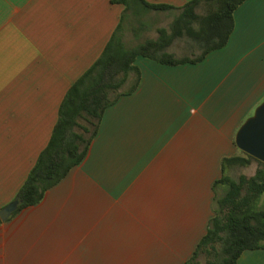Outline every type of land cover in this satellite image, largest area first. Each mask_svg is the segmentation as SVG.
Here are the masks:
<instances>
[{"label":"crops","instance_id":"1","mask_svg":"<svg viewBox=\"0 0 264 264\" xmlns=\"http://www.w3.org/2000/svg\"><path fill=\"white\" fill-rule=\"evenodd\" d=\"M0 0V210L49 142L70 86L112 35L127 46L170 32L192 0ZM201 12V11H199ZM227 44L197 63L137 57L80 164L0 224V264H185L214 217L221 161L264 101V0L233 14ZM167 52L194 57L189 37ZM253 175V174H252ZM237 264H264V249Z\"/></svg>","mask_w":264,"mask_h":264},{"label":"trees","instance_id":"2","mask_svg":"<svg viewBox=\"0 0 264 264\" xmlns=\"http://www.w3.org/2000/svg\"><path fill=\"white\" fill-rule=\"evenodd\" d=\"M149 10H167L166 5H149ZM246 0H192L187 3L171 27L158 29V37L136 46H127L116 31L100 57L67 90L57 113L49 142L40 152L15 199L19 211L39 203L45 192L58 184L80 164L97 132L107 107L122 95L134 91L137 79L124 89L130 73L138 71L137 57L174 66L197 63L209 52L224 47L234 29V11ZM126 7L131 0H111ZM201 11V12H199ZM187 36L200 48L194 57H175L167 52L175 39ZM256 164L253 175L234 172ZM222 175L213 185L214 217L185 264H237L246 250L264 249V163L237 149L221 161ZM2 221L0 220V224Z\"/></svg>","mask_w":264,"mask_h":264},{"label":"water","instance_id":"3","mask_svg":"<svg viewBox=\"0 0 264 264\" xmlns=\"http://www.w3.org/2000/svg\"><path fill=\"white\" fill-rule=\"evenodd\" d=\"M234 144L243 153L264 163V101L254 110L239 127L235 134ZM15 199L0 210V220L6 221L16 210Z\"/></svg>","mask_w":264,"mask_h":264},{"label":"rangeland","instance_id":"4","mask_svg":"<svg viewBox=\"0 0 264 264\" xmlns=\"http://www.w3.org/2000/svg\"><path fill=\"white\" fill-rule=\"evenodd\" d=\"M256 168V164L253 163L250 167L248 168H241L238 169L236 172H234V176H237L238 174H244L246 176H251ZM260 207L264 208V194L261 196V199L258 204Z\"/></svg>","mask_w":264,"mask_h":264}]
</instances>
